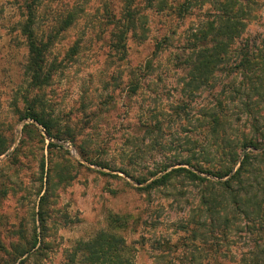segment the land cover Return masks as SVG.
Masks as SVG:
<instances>
[{"label":"rangeland","instance_id":"rangeland-1","mask_svg":"<svg viewBox=\"0 0 264 264\" xmlns=\"http://www.w3.org/2000/svg\"><path fill=\"white\" fill-rule=\"evenodd\" d=\"M186 1L168 6L184 8ZM240 1L250 14L233 47L248 45L264 61V0ZM213 2L191 0L177 16L156 0H41L35 29L43 39L55 33L47 53L55 69L49 84L37 88L25 72L23 0H0V133L7 143L0 154V264H64L66 250L105 228L108 213L126 215L117 233L131 244L136 264H212L214 258L237 264L259 250L257 222L232 203L228 222H213L210 230L207 220L194 239L182 227L196 225L201 209L200 221L207 217L204 184L176 177L148 193L139 188L179 167L216 179L214 172L226 168H219L221 150L237 149L233 172L243 157L236 143L250 135L264 140V92L253 99L236 91L244 78L231 51L212 85L193 94L183 88L192 33L221 12ZM70 13L72 23L61 29ZM26 100L37 103L58 136L22 117ZM213 111L224 120V139ZM122 169L148 179L137 183ZM263 178L264 165L254 159L244 183L260 185ZM47 180L49 197L41 205ZM35 233L36 246L16 258Z\"/></svg>","mask_w":264,"mask_h":264},{"label":"trees","instance_id":"trees-1","mask_svg":"<svg viewBox=\"0 0 264 264\" xmlns=\"http://www.w3.org/2000/svg\"><path fill=\"white\" fill-rule=\"evenodd\" d=\"M147 1L150 3L151 0ZM168 1L156 0L157 8L162 10L170 8L177 16H182L188 11L191 4V0H187L184 8L180 4L175 9L168 6ZM40 2L41 0H23L24 19L20 23V30L25 37L27 45L25 72L28 76L29 84L37 88L49 84L52 77V70L55 69L51 64L47 65V53L53 42L55 33L51 31L47 38L43 39L38 37L35 29L37 9ZM213 6L219 8L221 12L213 13L210 18L192 33L194 38L193 46L191 47L192 54L187 59L189 65L188 78L183 79V88H187L189 94H193L204 86L212 85L211 82L215 70L222 68L228 60L231 51V56H234V54L236 57L238 56V62L235 63V68L240 72L242 78H244L243 82H245L239 83L241 86L236 91H242L246 97L253 95V99H256L264 92V61H262V56H251L248 45L240 47L238 51L236 47H233L236 37L247 24V20L244 21V18L250 14L249 5L240 0H214ZM73 18V13H70L63 20L61 29L68 27L72 23ZM119 36H121V32ZM199 41H203L204 43L200 45ZM74 47L72 53L75 52ZM224 92L226 90L223 88L222 93ZM223 102L224 97L218 101V105H221L224 109ZM26 103L27 105L22 117H28L37 121L49 136H58L53 131V121L50 118L44 117L37 110V103L31 100H26ZM245 105L248 106L249 110L251 109L252 104L250 100ZM222 119L219 112H212L211 121L213 126L219 128L217 129V134L221 135V139L223 138L222 135L225 134V125ZM225 143L231 146L230 141ZM236 146L241 148L243 157L233 172L231 171L238 160L239 153L237 149L228 147L227 150H221L222 156L219 160V168L222 166L226 168L217 169L214 172L213 176L216 179L200 176L190 169L179 167L164 172L159 177L152 179L149 183L139 188L148 193L151 189L160 185H166L171 179L176 177H182L193 182L204 184L208 190L207 196L203 195L202 197L203 203L207 205L206 210L208 213H205L207 217H205L204 221H200L202 218L201 212L204 211L201 209L199 215L196 216V225L191 227L185 225L182 227L189 233L191 232L192 238H195V233L200 230L198 229L200 228L199 225L204 226L207 220H209L208 226H211L210 224L213 222H220L222 220L224 223L228 222L231 215H228L226 206L232 203L236 213L238 212L249 216L253 222H257L259 229L257 238L261 241V244L257 245L259 247L258 251L251 252L250 256H241L236 263L264 264V178L260 182V185H253L248 182L244 183L250 173V167L253 165L254 159L264 165V140L260 143L258 137H251L250 135L248 137H242L241 143H236ZM6 147L7 143L5 138L0 133V154L4 152ZM221 148L223 149L222 146ZM248 148L250 149L247 150ZM89 161L92 162V160ZM228 164L230 166H226ZM165 169L166 167L162 168V170ZM121 171L137 183H143L148 179L140 175H131L125 169ZM155 173L153 172L152 175H155ZM49 191L50 181L47 180L45 190L40 196L41 205L48 199ZM223 200H226V204L223 203ZM221 208L224 211L223 214L219 213L221 212ZM41 213L42 209H39V216L42 220ZM214 215L216 216L215 218H213ZM106 219L107 224L105 228L99 229L88 239H78L66 250L67 261L64 264H80V262L83 264H136L131 244L127 243L124 237L117 233L118 228L125 226L126 215L108 213ZM208 228L211 230L212 226ZM34 235L28 248L16 249V258L36 246L38 241L37 233ZM165 244L166 246H171L169 243ZM39 246H37V249ZM212 252L215 255L217 249L213 248ZM76 258H79V260H76ZM217 260L218 258H214L216 263L212 264L221 263L217 262Z\"/></svg>","mask_w":264,"mask_h":264}]
</instances>
